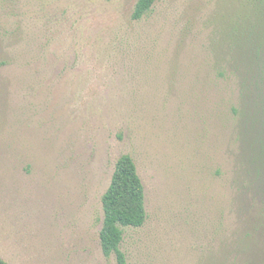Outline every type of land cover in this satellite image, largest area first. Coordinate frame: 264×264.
I'll return each instance as SVG.
<instances>
[{"label":"rangeland","instance_id":"1","mask_svg":"<svg viewBox=\"0 0 264 264\" xmlns=\"http://www.w3.org/2000/svg\"><path fill=\"white\" fill-rule=\"evenodd\" d=\"M0 0V256L117 264L102 198L135 160L128 264H264V0Z\"/></svg>","mask_w":264,"mask_h":264},{"label":"trees","instance_id":"2","mask_svg":"<svg viewBox=\"0 0 264 264\" xmlns=\"http://www.w3.org/2000/svg\"><path fill=\"white\" fill-rule=\"evenodd\" d=\"M156 0H139L133 13L141 19ZM104 220L100 232L101 246L106 256L112 254L117 264H128L121 249L124 227H140L147 220L146 191L137 164L129 154L122 155L117 163L111 184L102 198ZM0 264H9L0 256Z\"/></svg>","mask_w":264,"mask_h":264}]
</instances>
